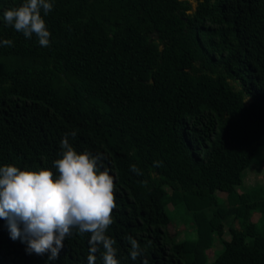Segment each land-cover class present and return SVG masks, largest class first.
<instances>
[{"label": "trees", "instance_id": "obj_1", "mask_svg": "<svg viewBox=\"0 0 264 264\" xmlns=\"http://www.w3.org/2000/svg\"><path fill=\"white\" fill-rule=\"evenodd\" d=\"M195 1L51 0L43 47L3 19L23 0H0V42L13 41L0 43V167L58 175L60 142L75 131V150L100 154L113 177L106 235L119 264H264L251 219L264 199L238 190L264 148V0ZM173 200L191 213L195 238L171 233ZM227 228L232 242L211 261ZM90 235L73 229L49 261L0 219V264H88Z\"/></svg>", "mask_w": 264, "mask_h": 264}, {"label": "clouds", "instance_id": "obj_2", "mask_svg": "<svg viewBox=\"0 0 264 264\" xmlns=\"http://www.w3.org/2000/svg\"><path fill=\"white\" fill-rule=\"evenodd\" d=\"M52 8L51 0H23L20 6L5 10L3 19L25 38L35 35L41 46L48 47L51 33L43 16ZM0 43L13 45L10 39ZM70 136L76 132L64 134L60 158L53 162L58 175L49 168L0 167V219L6 221L10 238L25 243L29 254H49V261L57 260L65 238L75 229L80 235L91 234L88 264H95L101 247L103 264H119L116 241L106 235L116 207L113 177L108 169L102 170L100 154L78 153ZM132 170L139 174L135 165ZM127 241L135 260L141 255L140 245L131 236Z\"/></svg>", "mask_w": 264, "mask_h": 264}, {"label": "rangeland", "instance_id": "obj_3", "mask_svg": "<svg viewBox=\"0 0 264 264\" xmlns=\"http://www.w3.org/2000/svg\"><path fill=\"white\" fill-rule=\"evenodd\" d=\"M192 4L193 9L197 6L195 0H185ZM234 83V82H233ZM249 100V98H247ZM245 178L242 185L238 186L239 192L252 191L254 197L259 200L264 199V148L259 149L251 165L245 171ZM168 193L172 192L171 188H168ZM217 194L221 196L222 200L227 199V193L222 190H218ZM170 199L168 200V202ZM167 202V203H168ZM173 203V204H172ZM172 203L167 204L172 216L173 224L171 227V233L179 232L178 238H195L197 235L196 230L192 227L191 213L188 212L186 207L178 201L173 200ZM252 221L257 223L261 232H264V213L257 209L252 211ZM234 225L237 226L238 222L235 221ZM216 239L214 247L208 250V255L212 261L216 253L224 247L225 242H232L233 236L230 230L223 229L221 233H216Z\"/></svg>", "mask_w": 264, "mask_h": 264}]
</instances>
